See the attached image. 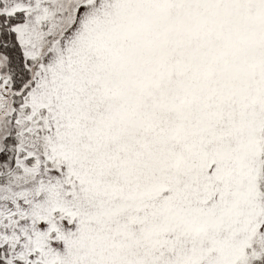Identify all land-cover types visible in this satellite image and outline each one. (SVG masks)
<instances>
[{
  "label": "snow or ice",
  "instance_id": "snow-or-ice-1",
  "mask_svg": "<svg viewBox=\"0 0 264 264\" xmlns=\"http://www.w3.org/2000/svg\"><path fill=\"white\" fill-rule=\"evenodd\" d=\"M0 264H264V0H0Z\"/></svg>",
  "mask_w": 264,
  "mask_h": 264
}]
</instances>
